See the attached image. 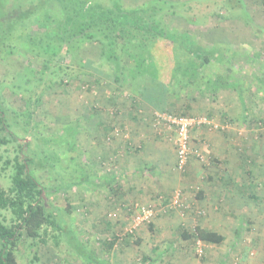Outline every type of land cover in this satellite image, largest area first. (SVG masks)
<instances>
[{
	"label": "rangeland",
	"instance_id": "374dc122",
	"mask_svg": "<svg viewBox=\"0 0 264 264\" xmlns=\"http://www.w3.org/2000/svg\"><path fill=\"white\" fill-rule=\"evenodd\" d=\"M150 1H166L175 5V15L166 9L159 14L161 21L168 29L192 35L203 49L213 54L223 56L226 54L225 60L212 61L211 65L203 69L204 78L220 74L229 81L242 82L245 89L242 99L247 105V118L243 122L239 116L240 106L233 100L238 97V94L233 89L229 90L232 99L227 104L231 106V114L235 117L218 116L216 112L204 109L210 106L214 108L219 94H221L219 103L222 102L227 95L226 91L218 90L209 94L201 91H186L183 97L171 100L173 108L169 112L179 114L181 102L196 96L192 117L205 116L212 124L218 126L215 129L209 125H203L190 130V145L193 150L199 152V157L195 154L191 155L188 161L189 164L190 160L194 159L192 174L188 178L190 186L172 185V180L167 179L163 181L167 187L162 190L158 187L159 183L150 181L151 178H139V176L133 178L127 174V169L123 166H127L128 163L141 166L150 165L155 161L157 166L165 165L169 168L168 171H171L169 177L172 179L177 172L176 168L172 171V168L176 166L175 134L172 130L158 125L156 114H153L151 110L139 108L141 102L138 101V95L132 93L126 85L117 91L107 80L99 79L96 84L94 71L82 69L68 58L62 66L66 68L69 75L68 83L65 86L53 87L44 95L42 103L38 106L32 104L27 111L22 110L23 115L28 114L29 111L33 112L30 122L32 129L25 132L18 124L13 126L14 131L21 142L31 144L27 154L34 157V161L38 163L33 168L42 186L49 188L55 184L81 182L79 185L57 193L49 192L46 201L63 210L67 206L69 214L61 213V219L66 224V228L71 227L76 237L86 240L90 250L97 257L107 260L109 264H143L145 257L155 260L153 264H264V203L254 205L256 209L260 206L263 208V212L258 216L254 212V218H246L245 213L243 215V212L237 211V216H232L234 211L230 212L227 203L219 204L217 210L213 208L217 206L216 203L203 206L199 204L195 197L193 171H202L209 166H214V163L201 152L202 149L195 143L197 136L191 133L194 130L198 135L199 130L202 129L203 132L205 129L209 133L235 136L232 138V143L236 144L238 149L250 151L254 165L264 166L263 0H122V4L128 9L145 8ZM99 2L105 6L108 5L107 0H99ZM242 9L248 14V17L243 19L239 15ZM161 44L154 45L151 51L152 56L167 54L170 44ZM98 51L97 44H84L78 54L82 60L89 59L97 62L94 63L97 67ZM175 54L185 61L184 55L178 52ZM38 62L39 60L30 55H19L14 60L6 59L5 62H0V83L6 73L16 74L26 66L35 67ZM99 66L105 72H109L105 64L102 63ZM161 72L160 76L163 78L167 70ZM4 96L10 108L18 110L22 107L20 101L17 98L15 100V97L7 91ZM130 104L138 107L136 110L139 118L141 120L145 118L146 121L144 136H139V140H149L147 136L152 140V135L156 136L152 140L153 145L141 154L131 151L133 147L131 143L129 144L128 134L121 127L118 126L115 129L112 127L108 140L99 137L101 132L97 129L100 119L114 121L115 116H119V112L125 113L126 105ZM6 111L9 114V121L13 120L14 116L9 110ZM151 115L153 117H150ZM16 121L20 119L17 117ZM74 123L80 125L76 128L73 152L67 149L66 145L54 148L58 149L61 158L65 160L62 163L65 171L59 168L52 171L45 169V160H39L40 156L42 158L41 149L43 148H40L42 145L39 146V141L36 139L41 140L43 136L48 135L55 137L63 135L64 128ZM157 130H160V135L155 133L158 132ZM260 135L261 139H259ZM71 143L70 138L68 144L71 145ZM106 146L111 149L107 150ZM156 146L162 150L159 158L154 157V154H157ZM15 147L16 144L12 143L7 147L8 151H1L3 159L0 161V186L4 189L10 186V169L2 170V161L14 154ZM113 148H117V154L113 153ZM127 148L132 149L128 151ZM105 152L108 153L107 156H104ZM237 157L239 159L238 155ZM75 163L79 164L77 170L74 169ZM120 171L124 175H121ZM80 172L85 179L81 178ZM112 176L117 177L123 190L115 196L109 194L102 185L104 180ZM151 177L154 178L152 175ZM149 182H152L154 186ZM177 192L180 193V201L175 205L173 196ZM142 207L152 209L153 216L150 220L139 224L134 219ZM227 207L229 212L226 210ZM5 216L9 223V214ZM148 223L153 224L152 232L149 231ZM195 226L219 231L225 237L224 242L220 245L202 242L198 244L199 241L184 240L180 237V227L192 232ZM237 229L240 230L238 236ZM48 231L46 243L38 244L37 247L29 248V239L25 237L22 239L17 252L19 264H33L31 260L34 250L38 257V261L34 264H88L64 244L55 246L51 237L54 231L51 227ZM114 237L117 239L115 246L110 252H106L104 241ZM200 249H202L201 253L198 251ZM160 252L163 253L161 258L158 257ZM160 259L162 262L159 261Z\"/></svg>",
	"mask_w": 264,
	"mask_h": 264
},
{
	"label": "trees",
	"instance_id": "16d2710c",
	"mask_svg": "<svg viewBox=\"0 0 264 264\" xmlns=\"http://www.w3.org/2000/svg\"><path fill=\"white\" fill-rule=\"evenodd\" d=\"M107 2L105 6L99 0H0V62L14 60L19 55H30L39 60L35 67L26 66L16 74L6 73L0 83V161L3 159L1 151L6 152L10 144H16L14 154L2 161V170L10 169V186L7 189L0 186V264H19L17 252L22 239H29V248L37 247L46 243L50 227L54 231L51 237L55 246L64 244L88 264H109L90 250L86 240L76 237L71 227L66 228L61 213L69 214L67 206L63 210L46 201L49 192L57 193L81 182L55 184L49 188L42 186L33 168L38 163L27 154L31 144L21 142L13 128L19 124L25 132L32 129L33 112L29 111L26 115L21 112L24 109L27 111L32 104H41L44 95L53 87L68 83L69 75L62 67L67 58L82 69L94 71L96 84L99 79L107 80L117 91L126 85L138 95V101L158 114L192 117L188 112L191 108L189 101L194 102L196 96L181 103L179 114L169 112L173 108L171 100L183 97L186 91L209 94L233 89L242 99L245 91L242 82L229 81L220 74L203 77V69L212 61L225 60L226 54H213L203 49L192 35L170 30L161 21L159 14L164 9L175 15L174 4L150 1L145 8L128 9L123 6L122 0ZM262 3L264 5V0ZM239 15L242 19L248 17L244 9ZM158 43L170 44L169 51L152 56V48ZM84 44L98 45L97 67L94 64L97 62L80 58L78 52ZM177 52L185 56V61L175 54ZM102 63L110 73L99 68ZM165 70L168 77L165 75L162 78L161 71ZM5 91L15 100L17 98L24 108L18 109L20 111L10 108L6 104ZM6 110L14 116H10L14 121H9ZM17 117L20 119L18 122ZM79 125L69 124L60 136L48 135L41 140L36 139L43 148L39 160H45V169L65 171L62 165L65 160L54 148L66 145L73 152ZM97 129L101 134L105 133L104 139L108 140L109 135L103 129L101 120ZM70 138L71 145L68 144ZM135 152L140 153V150L135 149ZM239 158L241 161L242 155ZM74 169H79V164L75 163ZM79 174L85 179L81 172ZM102 185L112 196L123 192L115 176L104 180ZM5 214L10 216L9 223ZM148 228L152 232L153 224L148 223ZM239 233L237 229L236 235ZM179 235L184 240L193 239L204 244L220 245L225 240L219 231L200 226H195L192 232L180 227ZM116 240L114 237L104 241L106 252L113 249ZM162 255L160 252L158 257ZM31 261L33 264L38 261L35 250ZM153 261L156 262L145 257L143 264H153ZM159 261L162 262L161 259Z\"/></svg>",
	"mask_w": 264,
	"mask_h": 264
},
{
	"label": "crops",
	"instance_id": "0c3cea01",
	"mask_svg": "<svg viewBox=\"0 0 264 264\" xmlns=\"http://www.w3.org/2000/svg\"><path fill=\"white\" fill-rule=\"evenodd\" d=\"M229 90L227 89V95L225 96V99L219 103L221 94L218 95L219 99L216 102L217 104L214 105V108L210 107H204V109H209L208 111L216 112L217 115L226 117L229 115L230 117H235L234 114H231V106H228L227 103L231 102V99L229 95ZM221 91V90H220ZM222 92V91H221ZM206 95V94H204ZM234 102H237L240 106V119H242V122L244 119L247 118L246 114V102L244 99H240L237 97L234 99ZM232 100V101H233ZM182 103V102H181ZM190 103V109L189 113L191 114L193 112V101H189ZM219 103V104H218ZM179 105V103L177 104ZM181 105V104H180ZM204 105H208L205 104ZM212 105V104H211ZM180 107V106H179ZM139 108L147 109L148 111L149 106L145 103H141ZM138 107L136 108L133 105H126L125 113H118L119 116H115L114 121H111L110 119H100L103 129L106 131V134L111 135L112 132H110V129L113 127L114 129L118 126L122 129L126 130L128 137H129V144H132V148H127L128 151L132 149L131 151L133 153L138 154L135 152V149H139L140 153L142 151L149 149L153 143L152 140L155 139V135H152V140L150 137L147 136V139L149 140H139V136L143 137L145 133L144 131V123L145 118L141 120L139 118V114H137ZM141 111V110H139ZM152 111V110H151ZM153 112V111H152ZM158 114L156 112H153V114ZM117 115V113H116ZM150 117H153L151 115ZM251 118V116H248ZM113 118V117H112ZM111 118V119H112ZM249 118V119H250ZM158 131V130H157ZM193 132V133H192ZM147 133V132H146ZM157 133V135H160V130ZM192 134H195L197 136V140L195 143L199 145L201 152H203L207 158H210L213 160L214 166H209L208 168L203 169L202 171H193L195 173L194 176V185H195V197L197 199V202L199 204L206 205L208 203L210 204H217V206H214L213 208L217 210L219 208V204L221 203H227L228 207L230 208V212L234 211L232 216H237L236 211L238 213H244L246 214V218H254V212L258 216L259 213L263 212V208L258 207L255 208L254 205H257L256 202H262V205L264 203V166L254 165L251 161V153L250 151L246 149H238L237 145L232 143V138L235 136H231L230 134H223V133H213V132H206L205 129H202L198 131V135L196 132L191 131ZM202 133V135H201ZM103 139L105 138V133L101 134ZM101 135L99 137H101ZM94 138V137H93ZM262 136L260 135L261 139ZM203 140V141H202ZM115 141V140H114ZM260 141V140H259ZM256 141V142H259ZM136 142L138 143L136 145ZM253 142V141H252ZM255 143V142H253ZM121 145V143L119 144ZM108 149H111L107 147ZM106 151V150H105ZM113 153L117 154L118 150L117 148H113ZM156 153L154 154V157L159 158L162 155V150L160 147L156 146ZM202 153V154H203ZM203 154V155H204ZM108 153H104V156H107ZM237 155L240 157L242 155V160L245 159V161H240V158L238 159ZM245 155V158L243 156ZM155 158V160H157ZM175 160H176V152H175ZM226 160V161H225ZM176 162V161H175ZM193 164L194 159H191L187 167L183 170H176L177 172L173 175L172 179L169 177V173L171 171H168L169 168L165 165H156V162L154 161L150 165H135V164H127V166H123L124 169H127V174L133 176H139L142 178H151L150 181L156 184L159 183V188L164 189L165 184L163 181H167V179L171 182H173L172 185H188L190 186V181H188V178L191 177L192 170H193ZM176 166L172 168V171H175ZM145 169V170H144ZM121 175H124L122 171ZM120 175V173H119ZM154 176V178L151 177ZM199 175V176H197ZM193 177V176H192ZM158 178V182H156ZM163 179V180H162ZM154 180V181H153ZM193 181V182H194ZM152 182H149L150 185ZM170 184V187L172 186ZM133 188V186H131ZM259 206V205H258ZM228 207L226 210L229 212ZM203 211V210H202ZM242 215V216H243ZM260 216V215H259ZM241 217V216H239Z\"/></svg>",
	"mask_w": 264,
	"mask_h": 264
},
{
	"label": "built area",
	"instance_id": "2783aa9c",
	"mask_svg": "<svg viewBox=\"0 0 264 264\" xmlns=\"http://www.w3.org/2000/svg\"><path fill=\"white\" fill-rule=\"evenodd\" d=\"M156 120H158V125H162L165 128L172 130L175 134L174 146L176 149V169L183 170L188 164L191 155H196L199 157V152L193 150L190 145V130L198 128L203 125H209L212 128H217V125L212 124L210 119L205 116L202 117H183L175 116L167 113L156 114ZM180 201V193L177 192L173 196V203L176 205ZM153 216V210L150 208L142 207L140 212L135 216V221L137 223L146 222L150 220ZM200 244V241L198 242ZM199 253L202 249L198 250Z\"/></svg>",
	"mask_w": 264,
	"mask_h": 264
}]
</instances>
